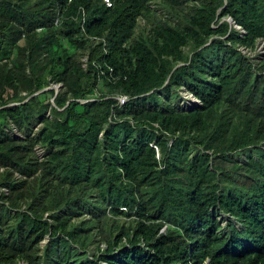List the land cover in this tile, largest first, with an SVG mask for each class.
<instances>
[{
    "label": "trees",
    "instance_id": "obj_1",
    "mask_svg": "<svg viewBox=\"0 0 264 264\" xmlns=\"http://www.w3.org/2000/svg\"><path fill=\"white\" fill-rule=\"evenodd\" d=\"M263 41L264 0H0V264H264Z\"/></svg>",
    "mask_w": 264,
    "mask_h": 264
},
{
    "label": "rangeland",
    "instance_id": "obj_2",
    "mask_svg": "<svg viewBox=\"0 0 264 264\" xmlns=\"http://www.w3.org/2000/svg\"><path fill=\"white\" fill-rule=\"evenodd\" d=\"M259 53H264V41L259 44L257 52H255L253 55L256 56ZM181 98L179 99V104L183 106L185 109H189L193 106L194 102L196 103L197 101L187 92H183L181 94ZM19 135V133L17 132ZM37 152L40 156V158L45 157L46 155V150L43 147L38 146L37 147ZM240 154L236 156L237 159H239Z\"/></svg>",
    "mask_w": 264,
    "mask_h": 264
},
{
    "label": "clouds",
    "instance_id": "obj_3",
    "mask_svg": "<svg viewBox=\"0 0 264 264\" xmlns=\"http://www.w3.org/2000/svg\"><path fill=\"white\" fill-rule=\"evenodd\" d=\"M231 23H233V24H235V22H233V20H231ZM236 25V24H235ZM237 26V25H236ZM59 86H57L56 87V90H57V88H58ZM185 92H187V91H185ZM188 94H190L189 92H187ZM191 95V94H190ZM197 102H199L198 101V99H196L193 95H191Z\"/></svg>",
    "mask_w": 264,
    "mask_h": 264
},
{
    "label": "built area",
    "instance_id": "obj_4",
    "mask_svg": "<svg viewBox=\"0 0 264 264\" xmlns=\"http://www.w3.org/2000/svg\"><path fill=\"white\" fill-rule=\"evenodd\" d=\"M109 2V0H107ZM120 102L124 103L125 102V98H120Z\"/></svg>",
    "mask_w": 264,
    "mask_h": 264
},
{
    "label": "water",
    "instance_id": "obj_5",
    "mask_svg": "<svg viewBox=\"0 0 264 264\" xmlns=\"http://www.w3.org/2000/svg\"><path fill=\"white\" fill-rule=\"evenodd\" d=\"M46 89H49V88H46ZM46 89H45V90H46ZM42 91H44V90H42ZM58 91H59V87L57 88V92H58Z\"/></svg>",
    "mask_w": 264,
    "mask_h": 264
}]
</instances>
